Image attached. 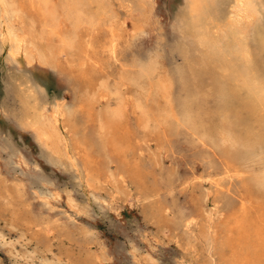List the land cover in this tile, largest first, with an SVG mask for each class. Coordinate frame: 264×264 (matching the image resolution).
Segmentation results:
<instances>
[{
  "label": "bare ground",
  "instance_id": "bare-ground-1",
  "mask_svg": "<svg viewBox=\"0 0 264 264\" xmlns=\"http://www.w3.org/2000/svg\"><path fill=\"white\" fill-rule=\"evenodd\" d=\"M219 1L183 0L181 19L187 27L186 38L206 40L209 51L219 54L224 67L220 64L218 69L208 63L207 54L196 50L194 42L191 49L184 45L189 48H183L184 61L189 65L180 71L183 90L175 102L174 78L162 67L158 53L150 54L142 64L136 60L129 64L125 59L135 42L155 28L153 0H2L0 45L12 61L22 57L27 63L38 61L73 80L76 107L86 110L93 121L91 136L78 139L74 134V111L57 103L49 112L38 103L31 105L21 91L17 98L24 108L19 121L59 162L71 166H75L76 160L81 163L86 190L99 191L104 182L115 189L116 196H126L125 183L129 181L138 187L139 198L154 199L150 216L158 227L171 232L186 229L187 247H195L193 236L187 232L197 220L199 233L206 240L213 232L214 252L222 264H264V115L260 111L264 109V89L254 63L244 56L248 41L254 37L250 32L260 20L257 1L264 6V0H233L228 22L216 25ZM227 31L232 41L228 40ZM257 37L264 48V37L261 34ZM226 43L234 50L235 59L221 61L218 48ZM198 63L203 68L219 70L223 80L216 87L218 91L225 92L227 85L234 82L236 92L241 85L252 98L243 99L236 109L210 107L213 92L202 86L201 73L192 67ZM130 66L140 70L130 71L127 69ZM29 89L31 97L36 98V92L32 87ZM244 116L250 118L252 125L245 132ZM174 119L177 124L173 123ZM181 128L187 130L191 144L198 143L215 153L225 165L227 176L209 177L216 188L213 205L219 207L217 223L213 209L207 208L210 193L205 195V200H197V216L187 217L182 213L170 218L169 207L161 199L163 181L154 169L147 173L139 160L149 143L154 141L164 148L169 135ZM160 150L151 153L153 167L160 164ZM109 163L117 164V172H110ZM240 174L247 176L241 182L237 204L225 194L230 191L231 177ZM2 191L10 197L6 206L20 207L18 186H4ZM88 258L84 264H97L98 258Z\"/></svg>",
  "mask_w": 264,
  "mask_h": 264
},
{
  "label": "rangeland",
  "instance_id": "rangeland-1",
  "mask_svg": "<svg viewBox=\"0 0 264 264\" xmlns=\"http://www.w3.org/2000/svg\"><path fill=\"white\" fill-rule=\"evenodd\" d=\"M257 3L260 20L250 32L251 37H254L248 41L244 56L254 63L259 84L264 89V48L257 40L259 34L264 37V6L259 1ZM183 4V0H153L155 28L140 37L125 56L129 64H133L134 60L142 64L150 54L158 53L162 67L174 78V102L183 90L180 71L189 65L184 61L183 48H188L184 45L194 47V42L196 50L207 54L208 63L213 64V67L218 66V69L221 64L219 54L209 51L206 40L192 41L186 38L187 27L181 19ZM232 5L233 0L219 1L216 25L228 22ZM215 29L214 25L213 32ZM226 34L228 40L232 41L230 32ZM218 51L222 55L221 61L235 59L234 50L227 43L219 46ZM0 56V264H84V259L88 257L93 260L98 258L97 264H161L162 261L166 264H222L214 252L213 232L210 239L206 240L199 233V223L195 220L187 232L193 236L195 247H187L186 229L171 232L158 227L150 216V205L154 199L145 201L139 198L136 191L138 187L129 181L125 183L126 196H116L115 189L104 182L99 191L90 193L86 190L81 178V163L76 160L73 161L75 166H71L68 162H59L40 144L35 134L24 129L19 121L24 108L17 98V93L21 91L22 97H27L31 105L38 103L49 112L57 103L74 111V134L78 139L91 136L93 121L87 116L86 110L76 107L73 80L65 73L38 61L27 63L23 57L12 61L1 45ZM192 67L196 68L195 72L201 73L202 86L213 92L209 100L210 107L236 109L243 99L252 98L241 85L236 92L234 82L227 85L225 92L218 91L216 87L223 78L217 68L206 69L199 63ZM127 69L140 70L133 66ZM30 87L36 92V98L31 97ZM260 111L264 115V109L260 108ZM176 122L174 119L173 123ZM249 123L250 118L244 116V132L252 126ZM187 135L190 137L185 128L173 132L164 148H159L152 141L149 148H143L139 160L147 173L154 169V173L164 182L161 183L160 193L162 201L169 207L170 218L182 213L187 217L197 216V200L206 198L205 195L210 193L206 199L207 208L213 209L214 222L217 223L219 207L213 205L216 188L209 177H225V165L215 153L198 143L191 144ZM157 149L163 151L160 150L159 166L153 167L151 153ZM107 166L110 172H117V164L109 163ZM246 176H232L230 191L225 194L237 204L240 201L239 188ZM13 185L18 186L21 192L20 207L5 205L10 197L3 194L2 189ZM18 211H24L23 215L16 213Z\"/></svg>",
  "mask_w": 264,
  "mask_h": 264
},
{
  "label": "snow or ice",
  "instance_id": "snow-or-ice-1",
  "mask_svg": "<svg viewBox=\"0 0 264 264\" xmlns=\"http://www.w3.org/2000/svg\"><path fill=\"white\" fill-rule=\"evenodd\" d=\"M0 2H2V0H0ZM161 264H166V262H163V261H162Z\"/></svg>",
  "mask_w": 264,
  "mask_h": 264
}]
</instances>
